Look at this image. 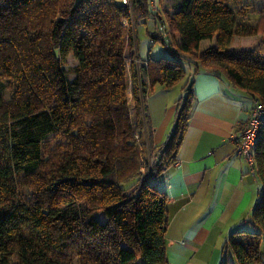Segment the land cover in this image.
I'll return each instance as SVG.
<instances>
[{
	"label": "trees",
	"instance_id": "1",
	"mask_svg": "<svg viewBox=\"0 0 264 264\" xmlns=\"http://www.w3.org/2000/svg\"><path fill=\"white\" fill-rule=\"evenodd\" d=\"M241 1L170 0L172 10L153 13L148 0H0V264H168L158 183L188 126L194 76L211 70L264 108V55L231 47L234 37L264 36V9L247 23ZM147 15L155 28L167 21L168 57H137L133 28ZM205 40L213 44L200 49ZM181 81L174 128L153 144L147 95ZM260 122L259 193L246 227L223 245L233 260L220 264L264 263Z\"/></svg>",
	"mask_w": 264,
	"mask_h": 264
},
{
	"label": "crops",
	"instance_id": "2",
	"mask_svg": "<svg viewBox=\"0 0 264 264\" xmlns=\"http://www.w3.org/2000/svg\"><path fill=\"white\" fill-rule=\"evenodd\" d=\"M157 2L166 8L162 0H148L151 8ZM235 38L231 47L249 49L235 46ZM181 85H155L147 95L153 144L165 142L174 128ZM193 91L176 159L158 183L167 196L165 257L168 264H220L228 255L224 243L232 231L246 227L260 188L255 169L237 156L232 141L246 122L252 100L207 69L194 76Z\"/></svg>",
	"mask_w": 264,
	"mask_h": 264
},
{
	"label": "rangeland",
	"instance_id": "3",
	"mask_svg": "<svg viewBox=\"0 0 264 264\" xmlns=\"http://www.w3.org/2000/svg\"><path fill=\"white\" fill-rule=\"evenodd\" d=\"M118 3H125V0H115ZM245 1L242 0L241 3ZM248 3V10L250 11L248 15L244 18V21L250 24H253L257 21V18L259 16V10L260 8L264 9V0H246ZM162 6L168 8L169 10H172L171 2L170 0H162ZM150 10L155 13L156 12H162V8L159 4V2L154 3V6ZM164 18V17H163ZM240 18V17H239ZM125 25L126 22H124ZM155 30V22L151 15H147L143 19L137 21V23L134 25L133 33L136 40L137 45V57L140 60H146V59H158L160 57H168L170 52L159 42L155 41L152 42L150 39V34ZM235 46L237 47H246L249 49H255L258 53L264 55V36H253V37H238L235 38ZM210 43L209 41L205 40L201 42L200 49L206 48ZM67 63L64 66V70L66 72V78L68 80H71L74 76L72 72L73 66L76 64V61L72 58L71 55L67 57ZM127 62V81L128 85L130 86V79H129V59L126 60ZM183 81L180 82V85ZM8 95V92H6V96ZM128 98L130 100V90L128 91ZM146 132V128L143 126L140 130L135 131V134H141L139 141V148L141 151V157H147L148 156V150H147V143L145 144V136H143ZM143 133V134H142ZM140 157V158H141ZM150 161V159H149ZM25 190V189H24ZM99 218L101 221H104V217L102 215H99ZM227 260H233L229 255L226 256ZM75 264V263H74ZM264 264V263H259Z\"/></svg>",
	"mask_w": 264,
	"mask_h": 264
},
{
	"label": "built area",
	"instance_id": "4",
	"mask_svg": "<svg viewBox=\"0 0 264 264\" xmlns=\"http://www.w3.org/2000/svg\"><path fill=\"white\" fill-rule=\"evenodd\" d=\"M154 31V38L156 41H159L167 49L174 48L175 43L165 18L158 17L156 19V28ZM263 115L264 108L257 101H252L243 128L232 136V141L235 145V153L245 160L253 169L255 168L253 149L259 139L260 121Z\"/></svg>",
	"mask_w": 264,
	"mask_h": 264
}]
</instances>
